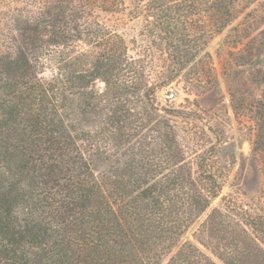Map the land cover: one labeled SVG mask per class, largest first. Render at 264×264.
Returning a JSON list of instances; mask_svg holds the SVG:
<instances>
[{"label":"trees","instance_id":"1","mask_svg":"<svg viewBox=\"0 0 264 264\" xmlns=\"http://www.w3.org/2000/svg\"><path fill=\"white\" fill-rule=\"evenodd\" d=\"M236 1L0 0V264H216L197 244L221 264H264V208L220 197L216 147L179 140L178 121L202 117L155 98L182 79L188 95L213 89L205 49ZM99 13L139 20L147 44ZM143 47L166 54L151 81ZM238 60L259 90L264 177V28Z\"/></svg>","mask_w":264,"mask_h":264},{"label":"rangeland","instance_id":"2","mask_svg":"<svg viewBox=\"0 0 264 264\" xmlns=\"http://www.w3.org/2000/svg\"><path fill=\"white\" fill-rule=\"evenodd\" d=\"M262 3L263 0L250 4L244 0H237L234 5L236 18L208 41L205 50L210 57L211 73L215 77L213 89L210 88L202 94L188 95L186 86L192 83L182 79L166 86L155 96L156 104L160 107L175 108L182 105L199 113L202 118L198 121L191 120L188 123L178 121V127L182 130L178 133L179 140L193 152L214 145L216 147L213 151L214 164L222 184L220 197H231L243 206L259 209L264 208V177L261 172L263 161L252 152L255 129L249 106L257 97L259 90L249 85L246 80L247 69L240 65L238 58L241 57L246 42L264 28V19L256 15V12L262 9ZM98 16L105 27L123 36L128 46H131L130 42L133 39L139 43L144 39L143 43L147 44L148 38L140 37L143 27L139 20L130 21L124 13H99ZM81 48L84 47L79 46V49ZM144 48L141 49V55L147 57L149 70L147 74L151 81L154 76L151 72H160L168 63L165 52L159 50L146 52ZM54 51L56 55L53 56L57 60L64 49ZM133 55L136 57L135 53ZM49 74L50 71L46 70L45 75ZM188 78L193 76L190 75ZM103 87L104 84L100 80H96L92 85V89L97 91H101ZM232 94L237 100L235 111L234 105L233 109L231 107ZM185 99L190 101L196 99L198 103L187 104ZM187 129L191 135L187 134ZM216 138H220L219 145L216 144ZM201 142L204 144L199 147ZM216 202L217 200L214 203ZM192 232L193 229L186 234V238L193 240ZM197 246L216 264H221L201 245Z\"/></svg>","mask_w":264,"mask_h":264}]
</instances>
